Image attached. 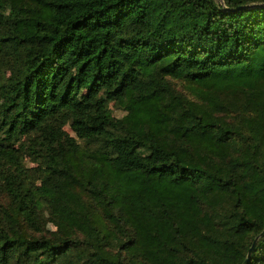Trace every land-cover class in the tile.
<instances>
[{
    "label": "trees",
    "instance_id": "16d2710c",
    "mask_svg": "<svg viewBox=\"0 0 264 264\" xmlns=\"http://www.w3.org/2000/svg\"><path fill=\"white\" fill-rule=\"evenodd\" d=\"M254 240L264 264V0H0V264Z\"/></svg>",
    "mask_w": 264,
    "mask_h": 264
},
{
    "label": "water",
    "instance_id": "95a60500",
    "mask_svg": "<svg viewBox=\"0 0 264 264\" xmlns=\"http://www.w3.org/2000/svg\"><path fill=\"white\" fill-rule=\"evenodd\" d=\"M255 240H256V239H255ZM255 240L253 241L251 247L249 248V250H248V252H247V255H246V258H245L243 264H246L247 261H248V259H249V257H250V254H251V252H252V250H253V246H254V242H255Z\"/></svg>",
    "mask_w": 264,
    "mask_h": 264
},
{
    "label": "rangeland",
    "instance_id": "374dc122",
    "mask_svg": "<svg viewBox=\"0 0 264 264\" xmlns=\"http://www.w3.org/2000/svg\"><path fill=\"white\" fill-rule=\"evenodd\" d=\"M113 113H114V115H116V116H120L121 114H122V111H119V110H114L113 111ZM49 228H52V226L51 225H49Z\"/></svg>",
    "mask_w": 264,
    "mask_h": 264
}]
</instances>
